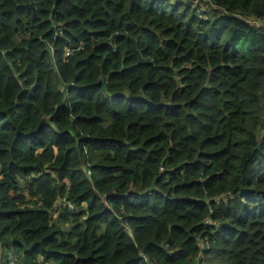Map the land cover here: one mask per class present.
Listing matches in <instances>:
<instances>
[{"label":"trees","instance_id":"obj_1","mask_svg":"<svg viewBox=\"0 0 264 264\" xmlns=\"http://www.w3.org/2000/svg\"><path fill=\"white\" fill-rule=\"evenodd\" d=\"M198 1L0 0V264H264V0Z\"/></svg>","mask_w":264,"mask_h":264},{"label":"rangeland","instance_id":"obj_2","mask_svg":"<svg viewBox=\"0 0 264 264\" xmlns=\"http://www.w3.org/2000/svg\"><path fill=\"white\" fill-rule=\"evenodd\" d=\"M196 1V0H195ZM198 1V0H197ZM199 2V1H198ZM205 5L204 4H202V6H201V8H203ZM250 19V18H249ZM251 20V22H254V23H256L258 26H261V27H263V29H264V17H262V18H258V19H250ZM68 206H69V204H68ZM53 215V214H52ZM9 253V251H7V250H5V249H0V254H8ZM9 256H11V255H9ZM9 258H11V257H9ZM12 259V258H11Z\"/></svg>","mask_w":264,"mask_h":264},{"label":"built area","instance_id":"obj_3","mask_svg":"<svg viewBox=\"0 0 264 264\" xmlns=\"http://www.w3.org/2000/svg\"><path fill=\"white\" fill-rule=\"evenodd\" d=\"M12 260L13 259L9 258V264H15Z\"/></svg>","mask_w":264,"mask_h":264}]
</instances>
